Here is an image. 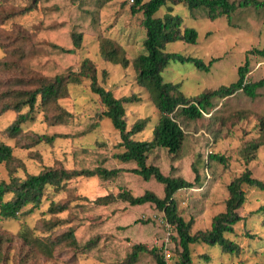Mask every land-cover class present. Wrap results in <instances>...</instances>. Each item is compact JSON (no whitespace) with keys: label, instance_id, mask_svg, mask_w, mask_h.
<instances>
[{"label":"rangeland","instance_id":"obj_1","mask_svg":"<svg viewBox=\"0 0 264 264\" xmlns=\"http://www.w3.org/2000/svg\"><path fill=\"white\" fill-rule=\"evenodd\" d=\"M256 1L260 6L238 9L229 22L225 17L211 21L204 10L189 12L182 3L168 1L172 14L180 15L182 24L194 28L198 38L194 45L169 43L165 51L197 57L204 63L212 58L219 60L207 73L190 64L171 62L161 74L164 81L179 84L186 97H195L235 82L237 69L246 60L249 67L245 79L248 82L263 79L264 58L250 54L264 47V0ZM132 5V0H0V109L11 101L14 92L30 88L23 86V81L76 71L81 61L88 59L96 68L98 83L115 98L136 97L135 101L124 104L127 128L146 118V130L135 138L150 140L158 112L148 93L135 81L132 61L143 52L145 30L142 14H131ZM164 13L165 9H161L157 16ZM72 31L82 35L80 48L71 54L61 52V48L73 49ZM102 41L124 51L130 62L127 68L101 58ZM215 104L203 119L182 122L187 136L177 156L155 151L148 161L159 167L163 175L190 182L194 180L195 160L199 157L202 161L203 169L199 171L202 183L174 196L178 214L185 221H193L192 233L210 228L212 218L224 210L228 183L245 168L253 178L264 182V146L247 165L241 156L247 142L258 138V124L264 121V87L256 90L255 98L238 91ZM58 105L71 115L66 124L49 125L44 113L36 107L32 119L21 126L15 138H10L5 129L16 114L12 111L0 114V142L9 145L13 157L23 164L18 167L14 163L18 167L15 176L24 179L26 174H37L46 167H120L113 159L121 151L119 134L109 120H100L96 129L84 134L102 111L89 82L84 80L69 86L67 97L59 100ZM26 111L24 108L21 113ZM48 116L51 118L53 113L49 112ZM35 135L63 137L51 144H33ZM212 154L224 157L225 163L210 160ZM131 167L123 166V169L127 171ZM1 181L8 182L4 164H0ZM122 191L133 196L146 191L163 196L161 185L144 182L128 172L110 180L77 177L59 192L47 188L36 209L27 208L17 219L0 218V264H156L148 252L152 248L162 253L166 264H175L180 251L173 240L176 234L167 229L161 211L151 204L140 207L121 201L104 207L95 204L99 197L115 196ZM243 191L245 202L239 213L244 220L234 226L235 232L229 236L240 246V253L228 257L221 255L217 247L194 245L192 264H264V214L254 212L264 205V191L248 187ZM51 203H68V209L52 214L48 212ZM69 229H73L82 246L91 241L94 248L72 250L62 239ZM24 231L28 240L22 236ZM167 237V247L161 246ZM29 238L35 241L30 244ZM135 245H143L146 252L131 261ZM203 254L209 261L202 258Z\"/></svg>","mask_w":264,"mask_h":264},{"label":"trees","instance_id":"obj_2","mask_svg":"<svg viewBox=\"0 0 264 264\" xmlns=\"http://www.w3.org/2000/svg\"><path fill=\"white\" fill-rule=\"evenodd\" d=\"M34 1V0H33ZM80 1V0H75ZM130 7L131 14H142V27L145 30L143 40V52L133 61L132 67L136 73L135 81L138 86L143 88L158 112V118L152 128L150 140H138L135 137L146 130L148 120L139 119L131 127L127 128L125 103L136 100V97L115 98L110 90L103 88L97 79V72L94 64L88 59H83L76 71H67L64 74L55 75L52 78H30L23 81V86L29 89H20L13 93L11 101L4 103L0 109V114L12 111L16 114L14 121L5 129L10 138H15L21 132V126L32 119V114L37 107L44 113L49 125H64L71 115L58 105V101L67 97L68 88L72 85H79L84 80L89 82V89L98 98L102 111L97 115L95 122L86 127V133H91L98 127V122L102 119L109 120L111 126L119 134L120 142L118 147L120 152L113 155V159L120 165L118 168H106L103 165L93 168L80 167L79 169H65L62 167H46L37 174H26L24 179L15 176L16 169L22 167L20 161L13 157L12 148L0 142V164H4L8 170V182H0V218L17 219L24 214L27 208L36 209L42 200L47 188L54 191H63L66 183L77 177L92 178L97 177L101 180H110L119 176L121 172H128L138 177L144 182L154 181L162 186L163 196L158 197L151 191H146L140 196H133L128 191L119 192L117 195H106L95 200V204L101 207L112 205L118 201L128 203L132 207H140L146 204L153 205L161 211L165 222L175 232L173 240L179 248L178 259L175 264H192L191 246L205 244L210 248L217 247L221 255L228 257L237 256L241 248L232 241L229 236L235 232L234 226L242 222L244 218L239 210L245 202L244 187L264 191V182L252 177L249 169L234 177L227 185L228 198L224 202V210L216 214L208 230L192 233L193 221H185L177 210V203L174 196L181 190L191 189L200 182V169L203 163L198 157L194 162L193 182L181 177L165 176L159 167L148 163L150 156L155 151H163L173 157L177 156L182 149L187 134L183 129L182 122H196L209 114L216 106V102L230 97L241 91L249 98H255L256 90L264 87V78L257 82H248L245 77L248 72V61L237 69V80L228 86L221 85L217 89L202 92L195 97H186L180 91V85L165 82L162 72L171 62L178 64H190L196 70L209 72L212 65L218 58H212L208 63L202 59L180 53H170L165 51L169 43L182 42L189 45L196 44L198 33L194 28H189L182 24L180 15L172 14L171 6L182 3L189 12L204 10L206 18L213 21L225 17L229 22L231 15L238 9L258 7L260 4L256 0H132ZM165 9L162 17L157 13ZM73 49L61 52L73 53L79 49L82 43L81 33L71 32ZM99 53L104 61L113 65L127 68L130 64L125 57L124 51L112 45L109 41H102ZM264 58V47L261 50L250 51ZM26 108V113H21ZM52 112L50 118L48 113ZM258 138L253 139L241 149V156L244 164L247 165L254 157L257 150L264 146V121L259 122L257 127ZM63 135H35L33 144H51L56 138ZM84 151L86 149H83ZM209 159L224 164L225 159L219 155H209ZM19 164L18 167L14 163ZM123 166H132L125 171ZM68 209V203H51L48 212L58 214ZM255 213L264 214V205L257 208ZM24 239L28 240L27 231L22 232ZM62 239L74 251L92 250V242L85 243L83 246L73 234V229H69L62 235ZM35 240L29 238L31 244ZM90 246V247H88ZM146 252L143 245L133 246L131 261L137 255ZM155 259L156 264H166L162 253L155 248L148 251ZM203 259L208 260L207 255H202ZM209 261V260H208Z\"/></svg>","mask_w":264,"mask_h":264},{"label":"built area","instance_id":"obj_3","mask_svg":"<svg viewBox=\"0 0 264 264\" xmlns=\"http://www.w3.org/2000/svg\"><path fill=\"white\" fill-rule=\"evenodd\" d=\"M167 229L171 231V227L166 223ZM169 236V235H168ZM169 242V237L166 238V240L161 243V246L167 247V243Z\"/></svg>","mask_w":264,"mask_h":264}]
</instances>
